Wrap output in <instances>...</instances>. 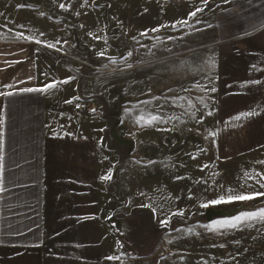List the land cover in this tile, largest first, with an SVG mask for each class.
<instances>
[{
  "label": "rangeland",
  "instance_id": "374dc122",
  "mask_svg": "<svg viewBox=\"0 0 264 264\" xmlns=\"http://www.w3.org/2000/svg\"><path fill=\"white\" fill-rule=\"evenodd\" d=\"M222 4L0 0V39L33 40L54 61L72 64L88 83V115L108 119L119 159L112 193L123 206L143 208L140 220L155 239L140 262L264 264V219L233 220L264 209V195L228 202L264 193V146L221 156L210 124L205 30ZM207 208L233 213L206 222Z\"/></svg>",
  "mask_w": 264,
  "mask_h": 264
},
{
  "label": "crops",
  "instance_id": "0c3cea01",
  "mask_svg": "<svg viewBox=\"0 0 264 264\" xmlns=\"http://www.w3.org/2000/svg\"><path fill=\"white\" fill-rule=\"evenodd\" d=\"M222 2L205 30L210 124L218 153L239 156L264 146V0ZM80 78L33 40L0 39V264H147L145 211L112 193L108 119L73 116Z\"/></svg>",
  "mask_w": 264,
  "mask_h": 264
},
{
  "label": "snow or ice",
  "instance_id": "6c2138e0",
  "mask_svg": "<svg viewBox=\"0 0 264 264\" xmlns=\"http://www.w3.org/2000/svg\"><path fill=\"white\" fill-rule=\"evenodd\" d=\"M204 2L206 3L207 0H204ZM61 7H63V5H61ZM197 11H200V9H198ZM195 13H190V15H194ZM186 23V21H185ZM158 29H154V31H157ZM67 82V81H65ZM54 85H49L48 87H52ZM25 91H33V89H25ZM211 91H215V88L211 89ZM255 113H250V112H246V113H240L239 115L235 116L233 119L234 120H241L242 118H246L250 115H254ZM153 120L156 119V117H152ZM110 177H102L101 179H109ZM256 195H264V193H253V194H241V195H237V196H234V197H229V201L228 202H231L232 200H238V201H246V200H250L252 198H254V196ZM222 202L221 200H217V201H212L211 203L213 204H217V203H220ZM259 216L261 219H264V209H260L258 212H249V213H242L241 216H238V217H234L233 220L234 221H241L245 218H248V219H251V218H255ZM164 223V222H162ZM235 226V225H233Z\"/></svg>",
  "mask_w": 264,
  "mask_h": 264
},
{
  "label": "built area",
  "instance_id": "2783aa9c",
  "mask_svg": "<svg viewBox=\"0 0 264 264\" xmlns=\"http://www.w3.org/2000/svg\"><path fill=\"white\" fill-rule=\"evenodd\" d=\"M93 109L90 107L89 103L84 100L75 99L72 105V113L75 120H82L86 115H88Z\"/></svg>",
  "mask_w": 264,
  "mask_h": 264
},
{
  "label": "water",
  "instance_id": "95a60500",
  "mask_svg": "<svg viewBox=\"0 0 264 264\" xmlns=\"http://www.w3.org/2000/svg\"><path fill=\"white\" fill-rule=\"evenodd\" d=\"M233 211L216 210L213 208H207L204 212L206 222H210L214 218L229 217Z\"/></svg>",
  "mask_w": 264,
  "mask_h": 264
}]
</instances>
